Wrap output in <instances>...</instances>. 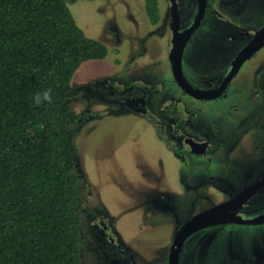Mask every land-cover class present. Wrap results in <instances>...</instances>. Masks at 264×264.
<instances>
[{
  "label": "rangeland",
  "instance_id": "374dc122",
  "mask_svg": "<svg viewBox=\"0 0 264 264\" xmlns=\"http://www.w3.org/2000/svg\"><path fill=\"white\" fill-rule=\"evenodd\" d=\"M181 3L185 17L192 18L198 0ZM220 3L215 0L216 9ZM71 10L86 35L109 48L105 59L84 62L72 80L81 90L72 107L85 118L71 133L81 172L83 264H169L174 236L183 224L249 182L247 157L255 154L249 137L264 130V119L249 124L248 114L254 119L264 105L257 107L259 97L249 99L243 82L247 71L232 81L227 100H195L183 94L170 63L171 28L163 10L161 22L152 24L145 0H77ZM215 23L203 30L210 36H199L185 53L184 71L196 87H203L191 77L201 68L196 60H208L204 76L226 71H219L216 62L224 56V43L212 32ZM141 94L168 101L173 96L189 104L190 111L212 116L217 124L213 130L226 138L224 145L217 141L205 160L191 155L180 163L145 117L154 114L143 106L137 108L141 114L132 112ZM263 211L264 190L244 213L251 217ZM207 256L214 263L264 260V224L207 225L187 237L179 264H210Z\"/></svg>",
  "mask_w": 264,
  "mask_h": 264
},
{
  "label": "trees",
  "instance_id": "16d2710c",
  "mask_svg": "<svg viewBox=\"0 0 264 264\" xmlns=\"http://www.w3.org/2000/svg\"><path fill=\"white\" fill-rule=\"evenodd\" d=\"M77 0H0V264H83L84 234L72 107L80 66L109 48L88 37ZM160 0H145L153 25ZM53 103L35 106L37 91Z\"/></svg>",
  "mask_w": 264,
  "mask_h": 264
},
{
  "label": "flooded vegetation",
  "instance_id": "af4514ba",
  "mask_svg": "<svg viewBox=\"0 0 264 264\" xmlns=\"http://www.w3.org/2000/svg\"><path fill=\"white\" fill-rule=\"evenodd\" d=\"M214 5L215 0H208L206 7H203V18L202 20L199 19V27H197L196 31L193 32L191 38L187 42L183 54L184 62V58L187 61V55L185 56V53L187 54V50L190 48L192 41L198 39L199 36H201L203 40L207 36H210L209 33H206L205 31L203 32V30L206 28L208 30L212 23L216 22L212 32H214L216 36L222 38V42L224 43L223 46H221V51H224V56L220 59V61L218 59L216 62L218 64L219 71H226L222 74V76H204L208 68L204 62H208V60H196L197 64L201 68L198 70V73H193L191 77L194 79V81L203 86L196 87L191 81L188 80L183 67L184 75L189 84L194 89L207 93H217L219 91L225 81V78L232 71L234 62L241 51L245 49L250 43H252V41L259 34L264 32V0H221L218 9H216ZM162 6H164V9H162ZM159 8L160 13H162L163 10V13L166 16V21L169 23L168 24L164 20L166 22L165 24L168 25L169 30L171 28V49L173 48L172 39L177 29L176 26H178L177 30H179V33L183 34L188 32L194 26L199 14L203 11V8L201 9L200 0H198V5L191 13L192 18L190 19L188 18L189 15L187 18L185 17L181 0H160ZM202 42L205 43V41ZM198 47L204 49L202 45ZM258 61L260 62L256 64ZM242 71L248 72L247 79L243 82L247 83L246 89L249 93V99H256V97H259L257 100L260 102L258 103L257 107H262L264 105V46L260 47L259 49H255L254 53H252V55L240 65L238 71L234 74L225 90L217 97L213 98V100H227L229 96V89L232 86V81L236 77L239 79V75ZM178 87L182 90L183 94H187L195 100L208 99L197 98L179 85ZM133 89L134 87L132 86L131 90ZM237 94L240 95L239 89L237 90ZM168 100L169 97H163L160 99L154 97L153 99H150L149 97L146 98V95L144 96V94H141L135 97V103L140 105L130 108L133 113L141 114L143 111L138 110L137 108L143 106L149 109L151 114H154L153 116L146 115L145 117L152 122L156 129L157 136L168 145V148L173 152V155L177 161L180 163L185 162L189 157H191V155L205 160L211 157L213 150H216L214 145L215 143L219 144L217 141L222 142L224 145V140L226 138L224 136L217 135V133L213 130L217 124L214 122L215 119H213L212 116L202 117L197 110L190 111L189 104L173 96L171 97L170 101ZM160 106L161 109L158 108ZM251 115L252 114H248V119L250 122L249 124H253V122L259 118L260 120L264 119V112L262 114L260 113L254 119L251 117ZM260 123L261 122L255 124L253 129H256ZM249 126L250 125L247 126L245 132L249 130ZM250 132H252V130L249 131V133ZM255 135H257V137H249V144L254 153L259 154V157H257L255 154H248L246 168H248L249 182L245 183L241 189L235 191L222 202L215 204V206H218L222 203L233 201V199L237 197L238 192L248 189L247 191H251L252 195L248 197V199H244L245 201L243 200V197L242 202L238 203V205H233V207L227 211L234 215H242L248 220L264 215V211L258 213L256 216L251 217H247L244 213V211L247 210L250 201L254 197L259 196L264 190V130L257 131ZM219 137L224 138L219 139ZM198 162H202V160H199ZM256 185H258V187H256ZM227 224L238 223H225L224 225ZM102 227L106 228L104 224H102ZM175 237L176 235L174 236L173 241L175 240ZM110 241H113L112 238H110ZM167 257L168 259L166 261H168L170 264V255ZM206 259L210 262V264H234L235 262H238V260L229 261V259H226L223 262L214 263V260H209V256H207ZM188 263L205 264L198 260H191L188 261ZM182 264H184V261ZM246 264H264V260L257 258V260H253L252 262Z\"/></svg>",
  "mask_w": 264,
  "mask_h": 264
},
{
  "label": "water",
  "instance_id": "95a60500",
  "mask_svg": "<svg viewBox=\"0 0 264 264\" xmlns=\"http://www.w3.org/2000/svg\"><path fill=\"white\" fill-rule=\"evenodd\" d=\"M201 1V9L206 7L208 0H200ZM200 9V10H201ZM204 14L203 11L199 14L198 18L194 26L186 33H179L178 26H176V32L174 33V37L172 39L173 48L170 52V63L172 66V71L174 78L178 85L182 87L184 90L192 94L197 98H208L213 99L221 94L225 88L227 87L228 83L234 76V74L238 71L240 65L248 59L252 53H254L255 49H259L260 47L264 46V32L259 34L253 41L250 43L245 49L241 51L239 56L236 58L234 62V67L229 75L225 78V81L219 91L217 93H207L204 91L194 89L189 82L187 81L184 72H183V54L186 47L187 42L191 38L194 31H196L199 19L202 20ZM261 185V184H260ZM258 187V185H256ZM248 189L238 192L237 197L233 199V201L222 203L218 206L212 207L206 211H203L197 215H195L191 220L186 222L182 227L178 235H176L174 243L171 247L170 252V264H179V256L180 251L184 245L185 240L188 236H190L193 232L203 229L207 225H216V224H225V223H238V224H253L259 225L264 223V215L259 216L255 219H245L242 215H234L228 210L233 207V205H238V203L242 202L243 200L248 199L250 197L251 191H247ZM250 194V195H248ZM244 200V201H245Z\"/></svg>",
  "mask_w": 264,
  "mask_h": 264
},
{
  "label": "clouds",
  "instance_id": "9594fccd",
  "mask_svg": "<svg viewBox=\"0 0 264 264\" xmlns=\"http://www.w3.org/2000/svg\"><path fill=\"white\" fill-rule=\"evenodd\" d=\"M32 102L35 106L39 107L44 104H52L53 103V90L52 88H47L42 91H37L31 97Z\"/></svg>",
  "mask_w": 264,
  "mask_h": 264
}]
</instances>
